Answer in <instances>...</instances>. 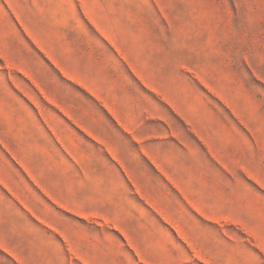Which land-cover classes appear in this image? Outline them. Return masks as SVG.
<instances>
[{
  "label": "rangeland",
  "instance_id": "1",
  "mask_svg": "<svg viewBox=\"0 0 264 264\" xmlns=\"http://www.w3.org/2000/svg\"><path fill=\"white\" fill-rule=\"evenodd\" d=\"M64 37L84 48L117 39L133 108L108 111L61 74L39 41ZM117 114L165 117L185 163L204 166L203 202L228 188L235 196V220L217 221L173 194L188 234L157 264H264V0H0V165L11 177L31 181L20 163L83 162L89 146L75 143L85 136L75 122ZM54 222L38 245L29 227L12 264H89L83 238ZM89 233L92 264H146L114 229ZM8 259L0 251V264Z\"/></svg>",
  "mask_w": 264,
  "mask_h": 264
},
{
  "label": "crops",
  "instance_id": "2",
  "mask_svg": "<svg viewBox=\"0 0 264 264\" xmlns=\"http://www.w3.org/2000/svg\"><path fill=\"white\" fill-rule=\"evenodd\" d=\"M53 40L58 42L39 41V47L61 74L95 96L108 111L134 107L133 83L129 77L122 80L118 71L123 60L117 53L123 51L117 39L92 38L93 45L86 48L66 37ZM84 54L94 56L85 58ZM128 65L134 73L133 65ZM83 120L75 122L84 125L85 135L75 143L89 146L83 162L20 163L31 181L16 170L13 174L18 178L11 177L6 165H0V251L9 257L8 264L27 243L29 227L35 230L33 242L38 245L39 229L55 227V220L62 230L66 227L69 234L83 238L80 251L89 264L92 226L114 229L146 264L171 261L178 249L172 245L180 244L188 234V213L181 201L179 207L173 201L177 193L206 219L235 220L236 201L229 188L210 203L203 202L204 166L185 163L187 157L181 151L186 145L179 137L173 140L165 117L117 114ZM153 122L161 125L158 130Z\"/></svg>",
  "mask_w": 264,
  "mask_h": 264
}]
</instances>
